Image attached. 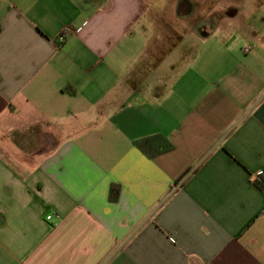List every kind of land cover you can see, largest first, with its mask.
<instances>
[{
    "label": "crops",
    "instance_id": "1",
    "mask_svg": "<svg viewBox=\"0 0 264 264\" xmlns=\"http://www.w3.org/2000/svg\"><path fill=\"white\" fill-rule=\"evenodd\" d=\"M160 1L0 0V264H264V0Z\"/></svg>",
    "mask_w": 264,
    "mask_h": 264
},
{
    "label": "trees",
    "instance_id": "2",
    "mask_svg": "<svg viewBox=\"0 0 264 264\" xmlns=\"http://www.w3.org/2000/svg\"><path fill=\"white\" fill-rule=\"evenodd\" d=\"M135 145L149 158H154L158 155L164 154L173 149V145L168 140H166L164 137L160 135H155L152 137L139 140L135 143ZM255 185L259 189H263L264 180L257 179L255 181ZM119 194H120L119 187L113 186L110 192L109 199L112 202H116L118 200Z\"/></svg>",
    "mask_w": 264,
    "mask_h": 264
},
{
    "label": "rangeland",
    "instance_id": "3",
    "mask_svg": "<svg viewBox=\"0 0 264 264\" xmlns=\"http://www.w3.org/2000/svg\"><path fill=\"white\" fill-rule=\"evenodd\" d=\"M217 3H219V2H217V1H211V2L209 1V2H207V4L209 6L211 5L212 7L211 6L210 7H207V9H205L206 12H204L203 14H198V11H197V12H195V14L191 15L190 17L189 16L182 17V18L168 17L167 20L172 21L173 24H177V25H180V24L185 25V22H186V26L188 28H190V26H191L194 29L198 28L199 27L198 24L201 23V22L202 23H206L207 22L210 25H212L213 20H212V18H211L210 15H214V14L217 15L218 14L217 12L216 13H213V14H212V12H215V10H217L218 6H221V3H220V5H218ZM160 4H161V6H165L166 5V0L160 1ZM188 4H190V6H193L194 5L192 2H189ZM196 5H198V2H196L195 7H196ZM223 5L225 7L222 9V11H224V13L226 15L230 14L231 13L230 12L231 11V8L228 6V3L225 2ZM197 8H198V6H197ZM232 10H235V9H232ZM209 13H210V15L208 17H206V15L209 14ZM187 21H188V23H187ZM177 40H181L180 37L177 38Z\"/></svg>",
    "mask_w": 264,
    "mask_h": 264
},
{
    "label": "built area",
    "instance_id": "4",
    "mask_svg": "<svg viewBox=\"0 0 264 264\" xmlns=\"http://www.w3.org/2000/svg\"><path fill=\"white\" fill-rule=\"evenodd\" d=\"M51 220H52V216L50 215L47 217V221H51Z\"/></svg>",
    "mask_w": 264,
    "mask_h": 264
}]
</instances>
